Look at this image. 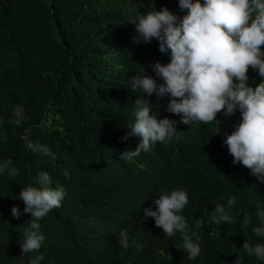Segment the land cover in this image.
<instances>
[{
    "label": "trees",
    "instance_id": "16d2710c",
    "mask_svg": "<svg viewBox=\"0 0 264 264\" xmlns=\"http://www.w3.org/2000/svg\"><path fill=\"white\" fill-rule=\"evenodd\" d=\"M0 0V164L11 159L20 175L0 172V264H264L243 250V244H264L258 209H264V184L240 164L232 163L224 141L241 120L237 110L215 122L180 123L166 111L171 97L157 99L139 90L135 75L155 77L152 65H167L170 51L161 53L155 39L133 43L131 21L149 10L183 17L178 0ZM195 2V0H193ZM203 3V0H201ZM264 48V46H262ZM144 67V68H143ZM248 84L261 77L249 69ZM138 98L150 102L158 119L177 121L167 143L157 142L132 161L120 153L135 150L140 138L129 135ZM24 108L25 121L16 126L13 110ZM127 137V139H122ZM47 145L49 153L31 151L27 142ZM46 172L52 188L62 186L59 208L37 221L45 236L38 251L24 254L20 243L30 228L21 189L40 187ZM173 190H185L189 202L180 215L186 232L201 252L192 260L183 251V233L167 236L145 209ZM236 203L227 209V199ZM226 207L236 221L216 223L215 205ZM19 207V219L11 209ZM252 222L244 227V216ZM203 222L201 228L195 222ZM128 232L129 247L118 244ZM197 237L199 239L197 240ZM142 246V247H138Z\"/></svg>",
    "mask_w": 264,
    "mask_h": 264
},
{
    "label": "clouds",
    "instance_id": "9594fccd",
    "mask_svg": "<svg viewBox=\"0 0 264 264\" xmlns=\"http://www.w3.org/2000/svg\"><path fill=\"white\" fill-rule=\"evenodd\" d=\"M136 2L140 7L144 6L143 0ZM178 3L181 11L187 10L182 18L164 7L160 11L149 10L131 21L136 32L133 43L139 45L143 41L147 44L155 39L159 42V51H170L171 56L167 65L159 62L149 65L163 83L158 84L157 79L143 71L142 75H135L130 80L132 90H139L148 97L155 94L158 100L170 96L166 111L181 116L180 123L215 122L216 134L220 132L218 114L223 112L228 117L238 110L241 120L224 143L233 157L232 163L244 166L264 184V0H203V3L201 0H178ZM250 68L262 78L255 87L248 84ZM149 105L150 102L143 98L135 101V121L129 127V135L139 137L140 143L135 150L120 153V160L132 161L141 151L148 152L157 142L167 143L176 135L177 121L158 119V114L152 113ZM13 117L11 122L21 125L26 119L24 108L16 106ZM0 135L7 139L5 133ZM26 147L34 152L49 153L47 145L29 141ZM12 164L11 159L0 164V172L7 171L9 178L19 176V169L11 167ZM39 184L40 187L28 186L19 193V199L25 205L24 213H30L32 218L30 228L24 232L25 239L20 243L24 254L41 248L45 236L37 221L59 208L65 197L62 186H49L48 173L39 174ZM153 202L155 210L147 208L145 215L153 218L155 226L167 236L183 233L181 248L189 260L195 259L201 252L200 245L185 231L186 219L179 214L189 202L187 192L173 190ZM235 203L236 197H229L227 209ZM228 210L217 203L212 214L215 222L235 223ZM11 213L16 219L22 214L18 206L13 207ZM256 215L261 226L253 231L264 237V209H258ZM251 222V217L245 215L242 225L247 227ZM202 225L200 220L195 222L198 229ZM118 244L125 249L129 247L126 230L119 233ZM243 250L264 260V244L246 242ZM42 259L43 256H35L30 264H40ZM235 264H240L239 258Z\"/></svg>",
    "mask_w": 264,
    "mask_h": 264
}]
</instances>
